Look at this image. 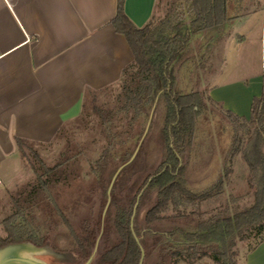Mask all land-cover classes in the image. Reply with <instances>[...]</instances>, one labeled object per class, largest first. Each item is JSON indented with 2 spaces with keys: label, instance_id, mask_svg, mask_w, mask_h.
<instances>
[{
  "label": "rangeland",
  "instance_id": "1",
  "mask_svg": "<svg viewBox=\"0 0 264 264\" xmlns=\"http://www.w3.org/2000/svg\"><path fill=\"white\" fill-rule=\"evenodd\" d=\"M177 1L181 0H157L155 12L149 21L153 29L166 25L171 17L172 4ZM260 1L235 0L229 15L249 11L257 7ZM215 27L217 29L211 27L191 34L186 53L176 64L174 72L176 89L182 92L198 91L204 99V106L197 118L195 136L184 157L187 186L199 193L221 180L220 190L213 189V194L208 198L178 206L170 202L161 211L165 218L148 225L158 235L144 233L145 214L158 199L156 189H147L144 185L157 171L165 153L161 131L164 107L158 98L135 156L113 181L110 202L104 212L110 181L117 168L133 154L148 121V118L144 120L142 116L135 119L133 110L119 109L123 97L122 80H119L106 88L87 93L79 116L63 126L52 141L26 143L23 146L26 159L20 152V165L10 168L4 164L0 168L6 173L0 184V238L7 235L3 219L15 210L14 202L18 200V203L24 205L23 216L17 219L18 224L27 234L33 232L38 237L47 238L45 244L49 249L33 256L51 264H82L84 261L76 252L73 232L80 235L82 226L99 220L102 224L97 238L100 240L105 215H110L112 222L120 211L132 212L139 194L132 228L144 248L143 263L153 264L163 256V233L176 228L194 229L199 221L226 213L231 215L250 206L254 201L255 181L250 180V169L242 153L233 151V146L238 144H233L235 134L241 136L244 131L239 121H235L221 106L206 98L210 77L216 71L218 74L223 61L221 41L225 33L220 31V26ZM256 28L255 24L254 30ZM204 51L208 54L203 57ZM236 64L230 62L225 68L226 72ZM251 66L255 68L256 65L253 63ZM109 142L113 148L112 158L102 174L96 160ZM243 146L244 142L239 145L241 148ZM57 163L61 164L57 174L47 175L44 172V166ZM37 173L45 180L47 189L35 194L31 190L37 182ZM246 234L245 239L236 238V264L243 263L244 255L251 247L264 242V221ZM105 239L108 245L117 242L114 227H111ZM205 259L213 264L209 257L194 263ZM176 264L189 263L180 260Z\"/></svg>",
  "mask_w": 264,
  "mask_h": 264
},
{
  "label": "crops",
  "instance_id": "2",
  "mask_svg": "<svg viewBox=\"0 0 264 264\" xmlns=\"http://www.w3.org/2000/svg\"><path fill=\"white\" fill-rule=\"evenodd\" d=\"M156 4L157 0H124V10L143 27ZM115 11L116 0H0V168L21 164L16 138L37 144L52 141L79 116L87 93L121 79L133 53L110 23ZM219 28L225 33L222 68L219 75H211L207 95L249 118L252 98L264 90V69L259 65L264 0ZM230 62L237 64L226 72ZM5 176L0 170V184ZM242 264H264V242L248 250Z\"/></svg>",
  "mask_w": 264,
  "mask_h": 264
},
{
  "label": "trees",
  "instance_id": "3",
  "mask_svg": "<svg viewBox=\"0 0 264 264\" xmlns=\"http://www.w3.org/2000/svg\"><path fill=\"white\" fill-rule=\"evenodd\" d=\"M233 2L235 0L174 2L171 17L168 18L166 25L163 28L153 29L150 22L143 27H137L125 13L124 0H116L115 15L110 19V23L117 32L124 35L133 53V61L124 68L120 79L123 97L119 109L133 110L135 119L142 116L145 120L158 98L161 99L164 107L161 130L165 146L164 157L157 171L144 185L147 189H156L158 197L156 204L145 214L146 225L143 228L145 234L158 235L148 225L165 218L161 211L170 202L178 206L182 203L202 200L211 196L213 189L221 188V180L199 193L187 186L184 176V157L195 136L197 118L204 106V99L198 91L182 92L176 89L174 71L176 64L186 53L191 34L229 22L236 15H229ZM207 47L209 48L208 43ZM204 53L203 57L208 54L205 51ZM206 98L221 106L227 115L240 122L244 133L241 136L235 134L233 144H238L233 146V151H240L249 166L250 180L255 181L254 201L250 206L231 215L226 213L199 221L194 229L176 228L163 233L161 235L164 240L161 247L163 256L153 264H176L180 260L192 264L203 257L211 258L213 264H236L234 259L236 238L245 239L249 230L264 221V90L260 96L252 98L249 118L224 108L209 95ZM15 141L25 158L23 146L28 141L21 138H16ZM243 142L244 146L239 147ZM112 149V143L109 142L96 160L99 172L102 173L106 169L109 159L112 158ZM60 165L57 163L44 166V172L47 175L57 174ZM32 168L37 172L35 167ZM36 177L37 182L31 190L35 194L39 190L47 189L41 174L37 173ZM14 203L15 210L3 219L7 235L0 238V247L23 240L31 241L36 245L45 244L46 237H38L33 232L27 234L18 224L17 219L23 216L24 205L18 203V200ZM131 213L129 210H122L115 215L112 222L110 215H105L103 235L97 241L95 254L89 264H137L141 252L133 234L134 230L130 226ZM101 224L98 220L88 226H82L80 235L73 232L76 252L82 261H85L93 251ZM111 227L115 228L118 240L108 245L105 237Z\"/></svg>",
  "mask_w": 264,
  "mask_h": 264
},
{
  "label": "water",
  "instance_id": "4",
  "mask_svg": "<svg viewBox=\"0 0 264 264\" xmlns=\"http://www.w3.org/2000/svg\"><path fill=\"white\" fill-rule=\"evenodd\" d=\"M154 106H155V102L152 105V108H151L150 113H149V117H148V121H147L145 130L143 132V135H142L141 139L139 140V143H138L136 149L134 150V152L130 156V158L125 163L121 164L117 168L116 172L114 173V175H113V177H112V179L110 181V184H109L108 189H107V202H106V205H105V208H104V212L106 211V208H107V206H108V204L110 202V190H111V186L113 184V181H114L116 175L118 174V172L127 163H129L133 159V157L135 156V154H136V152H137V150H138V148H139V146H140V144L142 142V139H143V137L145 135V132L147 131V128L149 126L150 120L152 118ZM138 198H139V194H138V196L136 198V202L134 204L133 211H132V216H131V219H130L131 228H132L133 215L135 213V209H136V206H137ZM133 234H134V237H135L136 241L139 243L140 252H141L137 264H142L143 263V259H144V248L140 244L139 237L134 233V231H133ZM97 241H98V238L96 240V244L94 246L93 251L91 252L89 257L82 264H89L91 262L94 254H95V251H96ZM48 249L49 248H48V246L46 244L36 245L33 242L28 241V240H23V241H20V242H11V243L5 244V245L0 247V264H51V263H47V262H44L42 260H39V259H37V258H35L33 256L35 254L46 252Z\"/></svg>",
  "mask_w": 264,
  "mask_h": 264
},
{
  "label": "built area",
  "instance_id": "5",
  "mask_svg": "<svg viewBox=\"0 0 264 264\" xmlns=\"http://www.w3.org/2000/svg\"><path fill=\"white\" fill-rule=\"evenodd\" d=\"M261 67L264 69V52H262L261 56Z\"/></svg>",
  "mask_w": 264,
  "mask_h": 264
}]
</instances>
